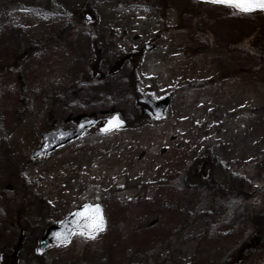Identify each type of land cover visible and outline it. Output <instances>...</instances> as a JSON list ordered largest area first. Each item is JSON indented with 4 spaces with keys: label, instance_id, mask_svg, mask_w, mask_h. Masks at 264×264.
Here are the masks:
<instances>
[{
    "label": "rangeland",
    "instance_id": "374dc122",
    "mask_svg": "<svg viewBox=\"0 0 264 264\" xmlns=\"http://www.w3.org/2000/svg\"><path fill=\"white\" fill-rule=\"evenodd\" d=\"M102 56L119 63L108 78ZM135 67L139 94L172 96L165 118L95 128L32 160L42 133L73 129L76 116H135ZM1 136L0 246L11 255L22 240L17 264H41L34 253L49 223L88 202L103 205L105 228L49 247L45 264H264V233L248 219L264 214L262 10L199 0H0ZM213 160L233 180L216 167L203 174Z\"/></svg>",
    "mask_w": 264,
    "mask_h": 264
},
{
    "label": "water",
    "instance_id": "95a60500",
    "mask_svg": "<svg viewBox=\"0 0 264 264\" xmlns=\"http://www.w3.org/2000/svg\"><path fill=\"white\" fill-rule=\"evenodd\" d=\"M200 1H206L213 3L212 0H200ZM256 11V10H255ZM252 12V11H251ZM88 20H90V17H87ZM154 45H147L145 47V51H151L154 49ZM139 104L146 106L147 108L150 109L152 112L154 118L156 120H161L166 116L167 110L170 106L171 103V97L170 96H165L161 98L158 101H152L149 98H141L139 99ZM112 115H118L119 118L123 121V124L121 125V128H123L126 125V120L122 117V114L120 112H115L112 110L111 112ZM107 113V114H109ZM111 115V116H112ZM110 117V116H108ZM108 117L104 119V122L100 125L99 127V132L101 133H108V132H102L100 129L104 126V123L107 121ZM77 125L74 129H57L52 132H45L42 134V142L36 148L32 154L31 158L33 160L39 159L42 156L48 155L57 149L64 147L74 141H77L78 139L82 138L85 136V134L94 128L95 126L99 125L100 122L102 121L101 119H95L93 116L83 119V116L77 117ZM118 129V130H119ZM116 131V130H113ZM112 132V131H110ZM3 138H0V144L2 143ZM100 204V203H99ZM102 206V204H100ZM82 206V205H81ZM78 207L77 209H74L67 217L64 219L60 220L58 223L50 225L43 236H41L39 240V245L37 247V255L42 256L47 248H49L52 245H63L66 244L70 241L72 235L76 232H81L80 227L77 225V218L73 215L78 209L81 208ZM102 213L105 219V225L106 226V218H105V212H104V207L102 206ZM56 232H66L68 235V240L65 242L63 240H58L54 233ZM88 230L85 228L84 233H87ZM87 236H92L85 234ZM39 249V251H38ZM16 261H13V263ZM0 264L1 263V252H0Z\"/></svg>",
    "mask_w": 264,
    "mask_h": 264
},
{
    "label": "snow or ice",
    "instance_id": "6c2138e0",
    "mask_svg": "<svg viewBox=\"0 0 264 264\" xmlns=\"http://www.w3.org/2000/svg\"><path fill=\"white\" fill-rule=\"evenodd\" d=\"M212 2L226 5L244 13L255 10L264 11V0H212ZM122 124L123 121L118 115H112L108 117L100 130L102 132L118 130ZM73 215L77 218V225L80 227L82 234L94 235L104 228L105 219L102 213V206L99 203H85ZM85 228L88 230L87 233H84ZM54 235L58 240L65 242L68 240L66 232H56Z\"/></svg>",
    "mask_w": 264,
    "mask_h": 264
},
{
    "label": "trees",
    "instance_id": "16d2710c",
    "mask_svg": "<svg viewBox=\"0 0 264 264\" xmlns=\"http://www.w3.org/2000/svg\"><path fill=\"white\" fill-rule=\"evenodd\" d=\"M63 32H64V30H60L58 33L59 34L60 33L63 34ZM61 37H63V35ZM123 60L128 61V58L125 57V58H123ZM99 64H101V69L104 68V67H107V69H108L107 70L108 72L106 73L107 75L106 74H104V75H105V77L108 78L109 76H112L111 74H112L113 68L118 66L119 63L117 62V63H113L112 64V61H111V59L108 56H102V58L99 61ZM137 73H138V69H137V67H135L134 70L132 71V73H130V76H129L130 84L134 88L133 92L137 93L136 101L138 100V98L143 96V95H141V94H139L137 92V88H138V74ZM104 82L106 83V81H103V86L105 85ZM105 87L106 86H104L100 90L104 91ZM137 110H138V112H137V114L135 116L127 118V125H126L127 127L128 126H140V125H143V124L148 123V122L153 120L150 112L145 107L138 105V107L136 108V111ZM208 165H209L208 169H210L211 167L218 168L219 171L223 174V177L225 178L226 181L228 180V178L233 180L234 177L233 176H228L227 175V171L225 170V168L221 164H218L216 162V160L208 162ZM203 174H205V173H203ZM205 178L206 177L204 176L202 181H207V179H205ZM187 181H188L189 185H190V183L195 184V179L193 177H191V176H188ZM147 213H148V216H152L154 214V208L149 209L147 211ZM248 219H249V222L251 223V225L253 226L254 230L256 231V234L261 233V232L264 233V214H255V215H252V216L248 217ZM52 223H54V222H50L49 224H52ZM262 235L264 236V234H262ZM143 237H140L139 239H141ZM147 237H148V233H146V238H145L146 240L144 241L145 244L149 241V239ZM18 243H22V241L19 240L18 242H16L14 244V247H12V248L15 249L16 245ZM34 257L39 262L42 261L41 264H45L46 260L43 257H38L35 253H34ZM225 264H229V262H226Z\"/></svg>",
    "mask_w": 264,
    "mask_h": 264
},
{
    "label": "bare ground",
    "instance_id": "6f19581e",
    "mask_svg": "<svg viewBox=\"0 0 264 264\" xmlns=\"http://www.w3.org/2000/svg\"><path fill=\"white\" fill-rule=\"evenodd\" d=\"M150 203H151V201H147V204H150ZM160 209H161V206H156L154 208V214L152 216H145L146 220L148 221V224H147L148 228H146L145 230L151 229V227H149V226H152V223L154 224L156 222L155 219H157L158 212Z\"/></svg>",
    "mask_w": 264,
    "mask_h": 264
},
{
    "label": "flooded vegetation",
    "instance_id": "af4514ba",
    "mask_svg": "<svg viewBox=\"0 0 264 264\" xmlns=\"http://www.w3.org/2000/svg\"><path fill=\"white\" fill-rule=\"evenodd\" d=\"M2 260L6 261V263H7V262H9L10 258L8 257L7 254L2 253Z\"/></svg>",
    "mask_w": 264,
    "mask_h": 264
}]
</instances>
